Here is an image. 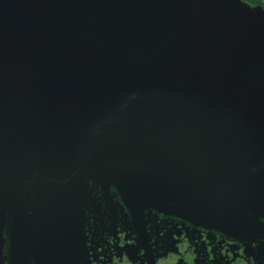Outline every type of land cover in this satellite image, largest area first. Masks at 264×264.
Wrapping results in <instances>:
<instances>
[{
	"label": "water",
	"instance_id": "water-1",
	"mask_svg": "<svg viewBox=\"0 0 264 264\" xmlns=\"http://www.w3.org/2000/svg\"><path fill=\"white\" fill-rule=\"evenodd\" d=\"M89 180L138 218L264 237V10L0 0V189L54 252L82 245Z\"/></svg>",
	"mask_w": 264,
	"mask_h": 264
},
{
	"label": "flooded vegetation",
	"instance_id": "flooded-vegetation-1",
	"mask_svg": "<svg viewBox=\"0 0 264 264\" xmlns=\"http://www.w3.org/2000/svg\"><path fill=\"white\" fill-rule=\"evenodd\" d=\"M243 1L264 10V0ZM88 188L82 245L71 248L64 238L54 252L48 237L37 234L33 196L22 213L14 190L0 189L9 193L0 215V264H264L259 233L236 236L148 207L138 218L115 188L108 197L97 182L89 180ZM41 218L50 223L48 215Z\"/></svg>",
	"mask_w": 264,
	"mask_h": 264
}]
</instances>
